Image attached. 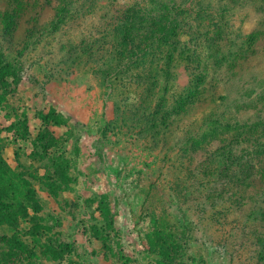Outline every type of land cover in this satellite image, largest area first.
Instances as JSON below:
<instances>
[{
    "label": "rangeland",
    "instance_id": "1",
    "mask_svg": "<svg viewBox=\"0 0 264 264\" xmlns=\"http://www.w3.org/2000/svg\"><path fill=\"white\" fill-rule=\"evenodd\" d=\"M13 1L0 0V11L15 9ZM108 1L93 0L101 7ZM135 1L113 4L129 10ZM57 2L39 16L58 24L56 33L54 25L49 33L29 32L23 18L0 24V69L8 72L0 82V159L16 176V200L28 207L17 229L0 228L25 246L15 264H264L261 214L240 212L230 195L206 199L209 188L196 184L181 145L169 142L160 122L150 129L153 107H171L188 90L186 63L161 73L157 43L137 64L109 49L95 53L112 44L103 37L110 23L88 24L87 7L70 16L74 3L63 10ZM250 16L243 30L257 26L259 16ZM87 39L92 56L83 48ZM112 58L130 71H109ZM25 188L31 203L22 199Z\"/></svg>",
    "mask_w": 264,
    "mask_h": 264
},
{
    "label": "trees",
    "instance_id": "2",
    "mask_svg": "<svg viewBox=\"0 0 264 264\" xmlns=\"http://www.w3.org/2000/svg\"><path fill=\"white\" fill-rule=\"evenodd\" d=\"M51 1L44 0L42 5L36 0L35 4L33 0L21 4L15 0L13 11H0V24L12 25L13 19L23 18L29 22V32L49 33L48 29L54 25L50 32L56 33L58 24L49 19L41 22L39 17L44 6L54 8L52 3L57 0ZM58 1L63 10L69 6V1L74 3L70 16L82 13L87 7L83 18L88 24L95 19L110 23L103 37L111 38L112 44L105 42L95 53L104 54L109 49L108 53L115 52L119 59L126 54L128 60L134 59L133 63L137 64L136 61L146 58L150 53L147 51L157 43L155 49L160 47L161 73L169 75L175 64L186 63L185 70L191 72L188 90L176 98L171 107L164 102L153 107L155 113L150 117V129L156 131L160 122L165 136L171 137L169 142L172 139L170 143L176 141L181 145L177 149H181L186 163L196 170L192 175L196 176V184L209 188L206 199L230 195L240 212L251 207L252 213L261 214L258 228L262 229L263 237L259 258L264 261V0H149L153 7L148 9L143 0H138L129 10L116 8L114 0H109L105 7L93 0ZM111 7L115 9L112 12ZM98 13L100 17L96 18ZM251 13L256 19L259 16V22L243 30L244 21L252 17ZM86 42L83 48L92 56V45L88 39ZM64 47L61 44L58 50ZM180 47L182 52L177 50ZM114 61V67L106 66L109 71L115 74L130 71L129 65ZM256 63L260 64L255 66ZM6 68L0 69V82L8 73ZM166 80L170 81L169 76ZM228 105L233 108L231 113ZM174 124L172 132L170 128ZM170 143L165 145L170 147ZM11 175L2 170L0 159V228L6 225L17 229L19 221L26 218L28 207L16 200L21 189L16 186V176ZM256 185L259 189H254ZM27 189H23L22 199L31 203V190ZM247 216L245 214V218ZM24 248L16 233L10 238L0 233V264H15L17 254ZM46 254L55 255L50 249Z\"/></svg>",
    "mask_w": 264,
    "mask_h": 264
}]
</instances>
